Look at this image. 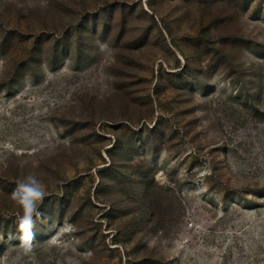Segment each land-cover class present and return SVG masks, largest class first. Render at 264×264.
<instances>
[{
	"label": "rangeland",
	"instance_id": "1",
	"mask_svg": "<svg viewBox=\"0 0 264 264\" xmlns=\"http://www.w3.org/2000/svg\"><path fill=\"white\" fill-rule=\"evenodd\" d=\"M0 264H264V0H0Z\"/></svg>",
	"mask_w": 264,
	"mask_h": 264
},
{
	"label": "clouds",
	"instance_id": "2",
	"mask_svg": "<svg viewBox=\"0 0 264 264\" xmlns=\"http://www.w3.org/2000/svg\"><path fill=\"white\" fill-rule=\"evenodd\" d=\"M44 191L34 176L29 175L24 181L20 182L12 192V199L15 200L23 209V215L17 217V226L21 232L24 253L32 251L31 241L35 226L34 216L41 215L38 211V201L44 198Z\"/></svg>",
	"mask_w": 264,
	"mask_h": 264
}]
</instances>
